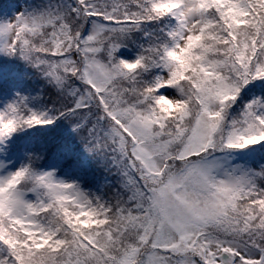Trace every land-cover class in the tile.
<instances>
[{
	"label": "snow or ice",
	"instance_id": "1",
	"mask_svg": "<svg viewBox=\"0 0 264 264\" xmlns=\"http://www.w3.org/2000/svg\"><path fill=\"white\" fill-rule=\"evenodd\" d=\"M0 11V264H264V0Z\"/></svg>",
	"mask_w": 264,
	"mask_h": 264
},
{
	"label": "trees",
	"instance_id": "2",
	"mask_svg": "<svg viewBox=\"0 0 264 264\" xmlns=\"http://www.w3.org/2000/svg\"><path fill=\"white\" fill-rule=\"evenodd\" d=\"M23 0H0V11L7 10L11 14L12 9L8 6L22 4Z\"/></svg>",
	"mask_w": 264,
	"mask_h": 264
}]
</instances>
